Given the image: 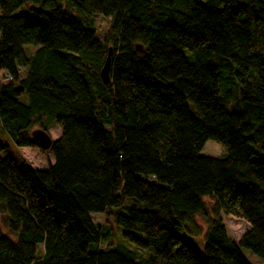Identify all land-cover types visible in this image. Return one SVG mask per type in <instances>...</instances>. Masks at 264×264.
<instances>
[{"label":"trees","instance_id":"trees-1","mask_svg":"<svg viewBox=\"0 0 264 264\" xmlns=\"http://www.w3.org/2000/svg\"><path fill=\"white\" fill-rule=\"evenodd\" d=\"M25 3L30 14H12ZM93 16L110 19L103 40ZM227 72L239 110L217 100ZM0 121L18 147H37L33 129L60 131L46 169L0 156L15 238L0 231V264H250L243 249L264 259V0H0ZM207 140L223 144L220 158L200 154ZM91 213L151 252L100 249ZM196 214L204 255L178 232L198 235ZM221 215L248 224L237 242Z\"/></svg>","mask_w":264,"mask_h":264},{"label":"rangeland","instance_id":"rangeland-1","mask_svg":"<svg viewBox=\"0 0 264 264\" xmlns=\"http://www.w3.org/2000/svg\"><path fill=\"white\" fill-rule=\"evenodd\" d=\"M200 3H203L204 0H197ZM32 4L25 3L21 6L17 7L12 11L13 15H26L30 14V8ZM93 24L95 29V36L99 40H103L110 26V19L103 16H93ZM79 66V65H77ZM226 72V71H225ZM229 74V79L220 86L218 89V97L217 100L221 106L226 108L227 110H239L238 106V97H239V87L236 84L233 74L231 72H227ZM85 79L89 83L91 87V81L89 78L84 75ZM22 100L27 101L26 95H23ZM49 137L54 141L60 134V131L57 126H53L52 128L47 130ZM0 145L4 146L3 150L0 152L1 157H9L13 159L14 163L18 167H32L39 169H46L48 166L53 164V156L50 150H41L38 147H18L14 144L8 133L3 128L0 121ZM224 146L223 144L214 141L207 140L200 154L203 156L209 157H217L220 158L223 155ZM205 204L207 205V213L209 217L212 215L214 211V204L208 201L207 198L203 199ZM136 203L134 199L127 198L126 204ZM124 212V209H121ZM91 220L95 225L101 226L102 232L104 235L102 236L101 242L98 247L102 250L109 248L113 249L118 244H124L131 250H136L139 254H146V252L150 253V249L142 250L137 249L136 246L132 243L126 242L122 237V229L118 226L114 225L112 219L106 218L104 213H91ZM194 222L198 227H200V233L195 235L193 232V227L189 224L183 228H181L178 232L182 237L183 241L190 245L196 252L201 255H204V245H205V233H206V225L204 224V218L201 214H196L193 217ZM6 213L3 212L0 208V231L11 241H14L15 238L9 236L6 231ZM221 222L225 227L227 235L237 242L242 235V233L248 228V224L242 219H238L232 216H223L221 215ZM243 254L248 260L250 264H264V259L252 254L250 251L243 249ZM147 253V254H148Z\"/></svg>","mask_w":264,"mask_h":264},{"label":"water","instance_id":"water-1","mask_svg":"<svg viewBox=\"0 0 264 264\" xmlns=\"http://www.w3.org/2000/svg\"><path fill=\"white\" fill-rule=\"evenodd\" d=\"M111 50L108 48L104 62L100 68L99 75L103 84L109 83V67H110ZM31 136L41 150H49L52 146L53 140L49 137L47 131L41 129H33Z\"/></svg>","mask_w":264,"mask_h":264}]
</instances>
